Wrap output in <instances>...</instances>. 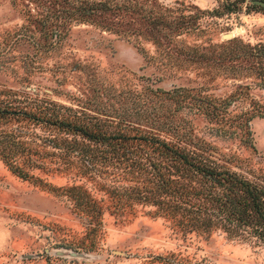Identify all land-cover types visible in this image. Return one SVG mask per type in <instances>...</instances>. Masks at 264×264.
I'll use <instances>...</instances> for the list:
<instances>
[{"label": "rangeland", "instance_id": "374dc122", "mask_svg": "<svg viewBox=\"0 0 264 264\" xmlns=\"http://www.w3.org/2000/svg\"><path fill=\"white\" fill-rule=\"evenodd\" d=\"M251 4L0 0V106L27 111L0 130L30 148L15 158L32 175L0 157V264H264V242L182 230L133 197L167 162L146 134L264 184V117L249 108L264 82L253 61L222 59L264 40V8Z\"/></svg>", "mask_w": 264, "mask_h": 264}, {"label": "trees", "instance_id": "16d2710c", "mask_svg": "<svg viewBox=\"0 0 264 264\" xmlns=\"http://www.w3.org/2000/svg\"><path fill=\"white\" fill-rule=\"evenodd\" d=\"M100 4L107 6L106 2ZM251 5L263 7L253 2ZM130 8L131 6L127 9ZM163 17L166 15L161 14L158 21L154 20L156 27L161 25L159 23H163ZM164 23L168 24V21ZM236 45L235 49L226 51L222 59L237 60V62L240 59L253 61L251 69L264 82V40L253 45L248 43ZM236 66L231 65L230 69L241 73L244 67L242 68L241 63H237ZM240 93L241 90L238 95ZM249 108L251 116L264 117V100L253 99L252 101L251 99ZM20 112L27 114V111L17 107L0 106V118ZM58 124L67 129L80 128L79 130L90 138H104L101 133L89 132L70 121L61 119ZM3 131L0 130V157L9 169L19 176L32 177L16 162L15 158L16 154H22L26 150L29 152L30 148L24 144V141L8 138V133ZM140 136L150 144L153 150L159 151L167 162L162 163L163 166L153 164L158 176L153 190L143 195L140 191L134 192L133 197L155 203L158 212L172 218L174 225L182 230L209 231L220 228L229 237L264 242L263 183L229 169L201 148H185L171 144L154 134ZM52 188L56 187L52 186ZM65 190L76 200L81 198L78 204L90 202L86 193L75 191L74 187H68ZM93 202L91 200V206L94 205Z\"/></svg>", "mask_w": 264, "mask_h": 264}, {"label": "water", "instance_id": "95a60500", "mask_svg": "<svg viewBox=\"0 0 264 264\" xmlns=\"http://www.w3.org/2000/svg\"><path fill=\"white\" fill-rule=\"evenodd\" d=\"M253 3H257V4H260L264 7V0H251ZM226 35H230V33H227Z\"/></svg>", "mask_w": 264, "mask_h": 264}]
</instances>
